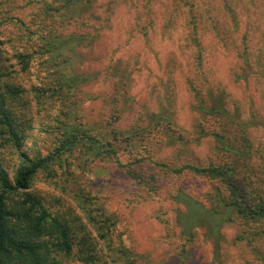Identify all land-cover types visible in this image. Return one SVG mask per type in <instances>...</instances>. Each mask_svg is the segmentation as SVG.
Wrapping results in <instances>:
<instances>
[{
	"label": "rangeland",
	"instance_id": "1",
	"mask_svg": "<svg viewBox=\"0 0 264 264\" xmlns=\"http://www.w3.org/2000/svg\"><path fill=\"white\" fill-rule=\"evenodd\" d=\"M255 1L95 0L81 19L89 21L83 31L96 29L98 37L72 61L83 80L65 98L34 95L31 85L48 77L40 66L28 75H3L16 80L20 92L9 103L20 151L38 156L55 148L66 124L74 123L59 111L80 123L107 125L119 140L115 151L127 166L76 151L68 172L57 169L50 179L41 172L30 188L52 214L69 222L78 217L107 264L118 263L81 212L84 195L94 214L112 219L114 245L130 251L137 264H264V239H252L239 220L217 231L211 220L187 223L189 200L209 209L216 181L161 165H225L248 155L236 165L237 177L255 181L262 175L264 182V67L258 61L264 63V14ZM16 28L0 23V69L15 63L8 37ZM198 100L218 104L222 111L213 117L230 121L229 127L202 125ZM214 129L233 154L222 149ZM2 145L0 161L12 176L18 158ZM74 241L77 261L86 237Z\"/></svg>",
	"mask_w": 264,
	"mask_h": 264
},
{
	"label": "trees",
	"instance_id": "2",
	"mask_svg": "<svg viewBox=\"0 0 264 264\" xmlns=\"http://www.w3.org/2000/svg\"><path fill=\"white\" fill-rule=\"evenodd\" d=\"M260 1L264 14V0ZM94 2L95 0H0V23L17 26V33L8 37L13 49L11 58L15 63L11 65V70L7 71L6 67L0 69V143L3 144L2 147L13 148L18 158L12 176L0 161V264L108 262L98 258L97 251H94L88 240L89 233H85L84 225L78 217L73 215L72 222H69L62 215L52 214L39 197L30 192V188L34 178L41 172L46 173L47 179L55 176L57 169L63 173L68 172L72 165L69 157L76 151L88 158H108L115 160L120 166H127L128 163H122L115 151L119 140L111 136V129L107 125L80 123L76 121L77 117H70L67 111H59L60 115L73 119L74 123L66 124L63 137L57 140L55 148L46 155L38 156L20 151L19 137L9 105L10 100L20 92L14 89L18 88L16 80L4 79V76L12 74H31L34 67L40 66L37 71L42 70L48 77L41 85H31L34 95L50 101L65 98L66 93L83 80V76L71 64L72 61L81 57L79 49L93 44L98 37L96 29L88 32L82 29L83 26H88L89 21H84L81 17L91 10ZM250 4L256 5V1L251 0ZM231 15L236 21V14L231 12ZM245 39L247 48L243 46L242 53L246 58V52L250 54L247 34ZM258 61L264 67L262 59ZM195 109L204 115L202 125H230V121L213 117L222 111L218 104L206 107L204 101L198 100ZM59 123L64 125L66 120H59ZM201 134L205 136L209 133L201 129ZM213 134L222 143L223 150H230L232 154L235 152V148L227 149L223 145L225 142L217 130L214 129ZM247 156L236 155L232 162L225 165L211 163L200 167L187 163L173 168L161 164L172 173L179 174L189 170L218 183L211 194L212 206L209 209L189 200L192 213L187 220L188 224L192 221L196 223L211 220L217 231L223 222L239 220L246 232L252 235V239H264L262 175L259 176V181H252L240 179L236 174V165L245 163ZM86 199V195L82 200L79 199L80 210L95 230L97 238L104 241L107 249L113 253L114 260L118 264H137L130 251L114 245L109 233L112 219L105 213L94 214L96 207H90ZM78 232L82 233L83 238L86 237V241L82 243L84 250L80 253L81 256L75 261L76 258L73 257L77 252L74 240L81 237ZM122 257H125V261ZM70 258H73L71 263L68 260Z\"/></svg>",
	"mask_w": 264,
	"mask_h": 264
}]
</instances>
